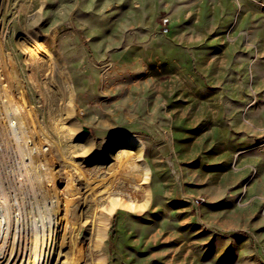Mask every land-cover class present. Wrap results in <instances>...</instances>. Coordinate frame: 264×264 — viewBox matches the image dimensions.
Returning <instances> with one entry per match:
<instances>
[{"label": "rangeland", "instance_id": "374dc122", "mask_svg": "<svg viewBox=\"0 0 264 264\" xmlns=\"http://www.w3.org/2000/svg\"><path fill=\"white\" fill-rule=\"evenodd\" d=\"M35 38L53 74L31 67ZM0 80L24 113L28 100L42 120L74 109L63 120L95 143L89 160L76 153L88 175L97 155L124 149L135 180L115 191L135 197L131 183L149 181L133 201L144 208L113 214L98 250L79 223L81 264H264V0H0ZM51 89L64 100L47 108ZM53 143L59 212L79 191L91 218L89 182Z\"/></svg>", "mask_w": 264, "mask_h": 264}, {"label": "bare ground", "instance_id": "6f19581e", "mask_svg": "<svg viewBox=\"0 0 264 264\" xmlns=\"http://www.w3.org/2000/svg\"><path fill=\"white\" fill-rule=\"evenodd\" d=\"M43 42L40 38L32 40L30 53L35 59H30V65L37 74L42 71L53 74L56 63ZM32 79L40 86L38 75H34ZM1 86L0 80V137L3 157L8 162V167L15 163L16 172L14 178H11L0 169V264H81L84 248L78 250L76 230L79 223L90 224L86 235L91 239L92 246L97 245L94 247L98 250L106 239L113 214L124 208L137 211L144 208L146 204L136 206L133 201L140 192L150 195V187H146L149 181L136 178L137 185L131 183L135 197H126L124 193L115 191V186H123V180H135V165L124 149L113 150L105 156L97 155L94 171H90V175H96L90 177L86 173L88 170L85 171L82 167L78 154L89 160L95 154V143L90 135L81 132L76 120H63V113L71 115L74 109L62 104L60 120L56 115L42 120L39 110L31 101L28 100V112L24 113V109L18 102H14V98L8 99ZM48 91L51 98L46 97L47 108L48 104L52 106L59 99L64 100L63 95L57 94L53 89ZM55 129L58 132L64 131L65 134L53 143L51 133ZM49 143H53L64 159L89 182L91 198L96 206L91 218L83 216L85 212L82 202L85 197L79 191L70 192V198L64 204V214L59 212V193L53 194L51 189L56 188H52L54 185L47 182L51 174L48 167ZM15 179H20V182L17 183ZM102 186L105 188L101 189ZM43 188L48 191H42ZM104 194L107 195L105 199L109 205L105 209L106 216L100 217L101 196ZM75 215L78 220L74 219ZM57 217L61 219L57 221Z\"/></svg>", "mask_w": 264, "mask_h": 264}, {"label": "built area", "instance_id": "2783aa9c", "mask_svg": "<svg viewBox=\"0 0 264 264\" xmlns=\"http://www.w3.org/2000/svg\"><path fill=\"white\" fill-rule=\"evenodd\" d=\"M168 24H169V20L167 18L163 19V21L160 24V29L162 31H167L168 30Z\"/></svg>", "mask_w": 264, "mask_h": 264}, {"label": "water", "instance_id": "95a60500", "mask_svg": "<svg viewBox=\"0 0 264 264\" xmlns=\"http://www.w3.org/2000/svg\"><path fill=\"white\" fill-rule=\"evenodd\" d=\"M85 130L87 131V129L85 128Z\"/></svg>", "mask_w": 264, "mask_h": 264}]
</instances>
